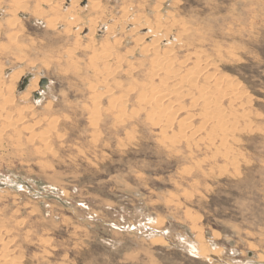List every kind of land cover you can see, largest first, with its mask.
Returning <instances> with one entry per match:
<instances>
[{"label": "rangeland", "instance_id": "obj_1", "mask_svg": "<svg viewBox=\"0 0 264 264\" xmlns=\"http://www.w3.org/2000/svg\"><path fill=\"white\" fill-rule=\"evenodd\" d=\"M3 256L264 264V0H0Z\"/></svg>", "mask_w": 264, "mask_h": 264}, {"label": "bare ground", "instance_id": "obj_2", "mask_svg": "<svg viewBox=\"0 0 264 264\" xmlns=\"http://www.w3.org/2000/svg\"><path fill=\"white\" fill-rule=\"evenodd\" d=\"M21 6H22V5H21ZM152 34H153V33H152ZM158 36H159V35H158ZM156 41H157V40H156ZM156 47H157V45H156ZM154 50H155V49H154ZM168 52H169V51H168ZM168 52H167V53H168ZM155 54H156V53H155ZM165 54H166V53H165ZM160 56H161V55H160ZM160 56H159V57H160ZM195 56H197V55H195ZM159 57H156V58H155V56H154V58H155V65H154V63H153L154 70H153V73H152V74H153L154 77H155L156 75H159L160 73H163V74L165 75V78H163V79L166 80V79H168L167 77H168L169 74H170V72H168V71H170V70H169V68H170V66H171L170 64H171L173 61H172L171 63H169V59H165V61H163L164 58L162 57L163 59L161 58V59H162V60H161ZM153 61H154V60H153ZM198 61H199V60H198ZM90 62H91V61H90ZM199 62H200V61H199ZM199 62H198V63H199ZM199 64H200V63H199ZM153 67H151V68H153ZM193 67H194V66H193ZM200 67H202V66H201V65H198V69H199ZM204 67H206V66H204ZM204 67H203V68H204ZM198 69H197V71H198ZM201 69H202V68H201ZM151 71H152V70H151ZM197 71H196V72H197ZM200 71H202V70H199V72H200ZM192 72H194V71H192ZM175 73H176V72H175ZM153 75H152V77H153ZM159 76H160V75H159ZM221 78H222V77H221ZM160 79H161V78H160ZM169 79H170V78H169ZM169 79H168V80H169ZM181 80H182V79H181ZM219 80H220V79H219ZM177 83H178V82H177ZM179 83H181V82H179ZM179 83H178V84H179ZM193 83H195V82H193ZM193 83H192V84H193ZM216 83H217V82H216ZM160 84H162V83H160ZM217 84L219 85V82H218ZM220 84H221V81H220ZM42 85H43V86H42ZM46 85H47V84H46L44 81H41V82H40V86H39L40 89H39V88H38V85H37L36 82H35L34 84H32V88H33V89H36V90L39 89V91H41V90L43 91V90L46 88ZM162 85H164V84H162ZM176 85H177V84H176ZM181 85H182V84H181ZM160 86H161V85H160ZM160 86H159V87H160ZM164 86H165V85H164ZM152 87H153V86H152ZM166 87H167V86H166ZM166 87H165V88H166ZM219 87H221V85H220ZM91 88H93V86H92ZM201 89H202V88H201ZM216 89H217V88H216ZM220 89H221V88H220ZM203 90H204V89H203ZM151 91H152V92H151L150 96H152V97L154 96V97H153V101H154V102H152V104L155 103V105H156V103L158 104L159 102H161L166 96L169 97L168 94H165V93H164V89H163V88H162V89H158L157 87H153ZM168 91H169V90H168ZM177 91H178V90H177ZM205 91H206V90H205ZM221 91H222V89H221ZM173 92H174V91H173ZM199 92H200V90H199ZM201 92H203V91L201 90ZM206 92H208V91H206ZM211 92H212V91H211ZM216 92H217V91H216ZM145 93H146V92H144V97H142V98H144V99H145L147 96H149V94H145ZM169 93H170V92H169ZM200 94H201V93H200ZM202 94H203V93H202ZM206 94H207V93H205V94L203 95L204 98L201 96V97H202L201 100L204 99V103H205L204 106H205V111H206V112H205V113H206L205 115L207 116L206 118H207L208 120H216V119H217L218 124H219V122L222 123V122H223V120H222V119H223V114H222L221 111H219V109H218V104H217V101H218V100L215 101V100L212 99L213 97H215V96H213V94H211V93H210V95H209V93H208V95H206ZM171 95H172V94H171ZM141 96H142V95H141ZM220 96H221V95H220ZM152 97H151V98H152ZM149 98H150V97H149ZM149 98H148V99H149ZM95 99H96V98H95ZM215 99H216V98H215ZM142 100H143V99H142ZM149 100H150V99H149ZM95 101H97V100H95ZM142 102H143V101H142ZM147 102H150V101H147ZM202 102H203V101H202ZM96 104H97V103H96ZM124 104H125V103H124ZM145 104H147V103H145ZM152 104H151V105H152ZM202 104H203V103H202ZM149 105H150V104H149ZM118 106H119V105H118ZM121 106H122V105H121ZM152 106H154V105H152ZM157 106H159V105H157ZM152 108H153V107H152ZM160 108H162V107H160ZM120 109H121V108H120ZM157 109H158V108H157ZM157 109L155 108V109H151V110L156 111ZM164 109H165V107H164ZM121 110H123V109H121ZM165 110H167V109H165ZM165 110H162V112L165 111ZM3 111H4V110H3ZM160 111H161V110H160ZM160 111H159V112H160ZM168 111H169V109H168ZM152 112H153V111H152ZM166 112H167V111H166ZM169 112H170V111H169ZM153 114H154V113H153ZM155 114H158V115H159L160 113L157 112V113H155ZM161 114H162V113H161ZM151 115H152V114H151ZM227 115H228V114H227ZM163 116H165V115H163ZM4 117H5V116H4ZM7 117H8V116H7ZM7 117H6V118H7ZM150 117H151V116H150ZM157 118H160V116H159V117L157 116ZM157 118H156V119H157ZM167 118H168V117H167ZM169 118H170V117H169ZM226 118H227V117H226ZM162 119H163V118H162ZM207 119H206V120H207ZM169 120H170V119H169ZM149 121H150V120H149ZM158 121H160V120H158ZM158 121H157V122H158ZM153 122H154V121H153ZM157 122H156V123H157ZM162 122H163V121H162ZM168 122H169V121L167 120L166 124H168ZM234 122H236V121L234 120ZM158 123H159V122H158ZM170 123H171V122H169L168 125H170ZM225 124H226V123H225ZM225 124H224V125H225ZM171 125H172V124H171ZM219 125H220V124H219ZM233 125H234V124H233ZM184 126H185L186 128L188 127V125H186V124H184L182 127H184ZM221 126H223V124L220 125V127H221ZM220 129H223V128H220ZM221 132H222V130H221ZM173 135H174V134H173ZM181 136H182V133H181ZM169 140H170V139H169ZM172 141H173V140H172ZM175 141H176V140H175ZM178 141H179V140H178ZM171 143H172V142H171ZM2 258H5V263H6V264H7V263L11 264L10 261H8V258H9V257H7V256H3ZM9 260H10V259H9ZM12 261H13V260H12ZM5 263H4V264H5ZM13 263H14V262H13ZM16 264H17V263H16Z\"/></svg>", "mask_w": 264, "mask_h": 264}, {"label": "water", "instance_id": "obj_3", "mask_svg": "<svg viewBox=\"0 0 264 264\" xmlns=\"http://www.w3.org/2000/svg\"><path fill=\"white\" fill-rule=\"evenodd\" d=\"M43 81L45 82V83H47L48 82V80L47 79H43ZM39 94H37V96H38Z\"/></svg>", "mask_w": 264, "mask_h": 264}]
</instances>
